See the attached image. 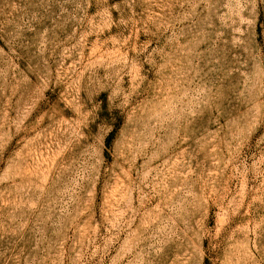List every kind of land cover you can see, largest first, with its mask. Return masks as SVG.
<instances>
[{
    "label": "rangeland",
    "instance_id": "1",
    "mask_svg": "<svg viewBox=\"0 0 264 264\" xmlns=\"http://www.w3.org/2000/svg\"><path fill=\"white\" fill-rule=\"evenodd\" d=\"M0 264H264V0H0Z\"/></svg>",
    "mask_w": 264,
    "mask_h": 264
}]
</instances>
